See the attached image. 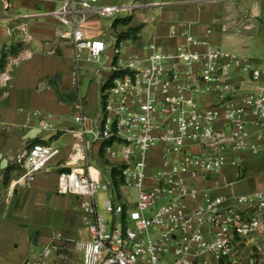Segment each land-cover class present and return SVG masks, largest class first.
Wrapping results in <instances>:
<instances>
[{"label":"built area","instance_id":"built-area-1","mask_svg":"<svg viewBox=\"0 0 264 264\" xmlns=\"http://www.w3.org/2000/svg\"><path fill=\"white\" fill-rule=\"evenodd\" d=\"M136 7L63 0L51 13L55 34L85 50L88 61L100 62L107 44L87 37L84 25L93 14L112 19ZM183 37L173 52L149 43L145 55L110 65L96 129L85 127L84 107H77L83 143L70 170L58 175L57 191L85 198L91 215L79 242L82 264H261L253 251L242 257L240 248L261 232L264 190L213 195L206 182L226 166L243 165L242 153L264 148V58L224 51L189 31ZM39 123L47 128L44 119ZM86 135L101 144L104 158L121 164L129 192L118 198L109 189L106 204L108 212L121 215L120 228L108 231L97 211L99 182ZM57 152L33 142L13 160L31 180L50 172Z\"/></svg>","mask_w":264,"mask_h":264},{"label":"crops","instance_id":"crops-1","mask_svg":"<svg viewBox=\"0 0 264 264\" xmlns=\"http://www.w3.org/2000/svg\"><path fill=\"white\" fill-rule=\"evenodd\" d=\"M62 1L0 0V58L12 45L20 46L0 70V264H38L33 245L43 238L52 239L53 245L62 237L76 241L74 250L82 264L79 242L85 224L81 221L90 218L85 198L59 194L57 180L61 172L70 170V161L83 143L81 125L74 118L78 105L84 107L85 127L99 124L100 90L114 61L145 55L149 43L173 52L184 42L185 31L224 51L264 58V0H100L104 5L137 6L112 19L93 14L84 25L87 37L102 38L107 44L100 62L88 61L85 50L77 51L56 36L58 22L51 13ZM125 17L130 18L128 24H114ZM135 26L138 32L117 45L118 34ZM41 119L47 128L40 125ZM84 138L92 144L90 168L100 182L101 144L91 135ZM33 142L51 144L58 152L50 161V172L29 180L13 158ZM261 152L248 164L244 152L246 163L226 166L211 176L208 192L231 196L264 190V148L248 154ZM106 175L111 178V170ZM55 209L61 212L62 226L41 238L44 218ZM240 249L242 257L253 251L264 264V220L254 242Z\"/></svg>","mask_w":264,"mask_h":264},{"label":"rangeland","instance_id":"rangeland-1","mask_svg":"<svg viewBox=\"0 0 264 264\" xmlns=\"http://www.w3.org/2000/svg\"><path fill=\"white\" fill-rule=\"evenodd\" d=\"M99 121H100V117H99ZM92 128L96 129L97 127H92ZM246 154H247V164H248L250 160H255V159L258 160L262 152L256 156L249 155L248 151H246ZM245 163H246V160H245ZM113 167H117V169L119 170V167H121V164L118 162V160L110 161L104 157L102 158V166L101 168H99L102 175L100 177V182L95 192L97 211L100 214H104L108 231H110L112 227L120 228L122 226L121 215L114 216L113 213L108 212L106 210L107 200H109V189L113 193H116L118 198H125L126 193L129 192V189H127L123 184H121L119 186V190L115 192L113 188L112 179L109 178L108 175H106L107 170L108 169L111 170ZM259 170H261L260 167L259 168L256 167V171H259ZM93 173H94V170H92V174ZM81 211L83 214V209ZM60 214H61L60 210L55 209L51 212V214L49 215V217H47V219L46 217L44 218L45 221L42 224L43 226L42 234L41 233L38 234L39 236L41 235V238L45 236V233L52 234L60 230V227L62 226V223H60L61 221L58 218ZM81 224L82 225L85 224L86 226V221L84 223L82 219ZM59 232L62 233L61 231ZM51 242H52V239L43 238L39 240L38 243L33 245L32 249L34 250L35 254H37L36 261L38 262V264H81L80 253L74 250V244L76 243V241L71 242L62 237V240L59 241L58 243H54L52 245ZM47 247L51 248V251L47 256H43L42 251ZM254 250L255 248L253 249V251ZM22 264H25V263H22Z\"/></svg>","mask_w":264,"mask_h":264},{"label":"trees","instance_id":"trees-1","mask_svg":"<svg viewBox=\"0 0 264 264\" xmlns=\"http://www.w3.org/2000/svg\"><path fill=\"white\" fill-rule=\"evenodd\" d=\"M130 21L129 17H125L122 19H115L114 24L118 23H123V24H128ZM139 30V26L135 27H130L127 31L120 32L117 37V45L119 44L120 41L126 39L127 37H130L131 35H135ZM20 49L19 45H12L10 47V50L8 52H4L0 58V70H2L7 62V57L8 55H14L16 54ZM123 74V72H116L114 76ZM121 171L117 169V167H113L111 169V179L113 182V188L115 192L119 190V186L123 184V180L121 178Z\"/></svg>","mask_w":264,"mask_h":264}]
</instances>
